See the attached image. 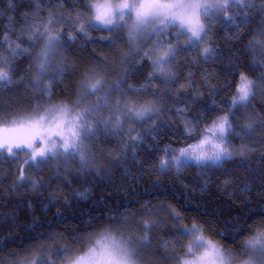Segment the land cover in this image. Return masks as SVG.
<instances>
[{"label":"snow or ice","instance_id":"snow-or-ice-1","mask_svg":"<svg viewBox=\"0 0 264 264\" xmlns=\"http://www.w3.org/2000/svg\"><path fill=\"white\" fill-rule=\"evenodd\" d=\"M29 3L28 9L17 14L15 9L21 6L8 0L12 12L6 20L0 10V163H18V175L10 191L24 186L26 192L42 196V185L47 190L46 182L26 174V169L40 170L49 161L63 164L66 169L69 161H78L77 172L85 179L107 174L126 157L129 143L135 157L144 138L136 131V124H149L155 142L160 134L157 120L163 123L169 111L172 113L169 124H182V138L191 142L178 147L170 143L162 148L157 146L162 155L149 169L155 173L153 187L157 190L162 186L161 177L173 170L179 174L191 164L202 168L210 164L222 166L234 157L253 153L264 160V145L260 143L264 136H256V143L244 141L239 146L230 140L240 135L251 140L258 129L264 134V60L255 59L264 57V0H29ZM43 12H47L46 17L40 16ZM221 20L235 27L237 38L244 34L242 28L259 22L255 29L249 30L253 38L245 46V53L251 52L252 64L260 67L261 72L254 77L240 72L227 103L214 99L209 110L191 117L187 114L189 102L202 98L204 91L214 95L216 89L207 86V75L203 77L204 91L192 81L193 73L180 76L174 70L177 57L182 50L193 51L207 43L212 26ZM17 23L18 28L14 27ZM90 30L106 31L109 35L93 38ZM121 33L125 35L121 37ZM78 39L83 43L106 40L117 50L127 44V50L116 52L118 62L102 58L94 66L83 68L60 55L55 72H50L57 50L66 51L68 44ZM38 43L40 47L34 53ZM214 54L211 45L200 51L203 59ZM24 57L29 63L23 75L15 78L16 62ZM145 61L151 71L144 83L140 86L129 83L133 70L130 65L142 66ZM14 84L22 87L10 91ZM188 90L189 95L183 97ZM162 92L177 100L184 99L183 106L167 109ZM4 93H8L7 97ZM111 137L122 139L108 150L109 145L101 144V140ZM140 168H144L143 163ZM69 172L70 169L65 172V178ZM259 178L264 181V169H260ZM233 183L227 177L223 181L224 186ZM261 191L264 192V187ZM86 192L87 189L79 197L83 199ZM61 200L67 210L70 207L67 198L59 195H49L44 208ZM26 207L34 210L31 200ZM140 208L138 214L113 210L92 217L89 213V220L80 232L57 236L41 231L34 240L47 243L30 242L28 250L24 245L9 250L14 241L6 237L0 240V264H264V209L242 213L232 225L234 231L229 232L226 226L216 233L210 231L212 225L198 217L189 220L172 204L152 205L144 201ZM56 215L58 223L66 222L60 208ZM36 223L33 217V224ZM28 227L31 229L32 225ZM165 227L166 235L156 240L157 230ZM245 233L250 234L249 238L236 248L209 238L230 237L235 245ZM58 240L59 247L51 246ZM185 240L188 242L184 243Z\"/></svg>","mask_w":264,"mask_h":264},{"label":"trees","instance_id":"trees-1","mask_svg":"<svg viewBox=\"0 0 264 264\" xmlns=\"http://www.w3.org/2000/svg\"><path fill=\"white\" fill-rule=\"evenodd\" d=\"M16 4L20 5L15 9L19 14L30 7L29 0H15ZM82 6V4H81ZM47 7V5H45ZM0 10L4 13V19L11 14L12 9L8 8V0H0ZM65 9H58L64 11ZM47 12L40 14L41 17H46ZM255 19V18H254ZM258 21L249 23L242 28L243 35L236 37V29L233 25L226 22L217 21L211 29L207 43L201 45V48L193 51L182 50L177 57V67L174 69L180 76H187L189 72L193 73L192 81L201 86L204 91L203 77L207 75L209 80L208 87H215L214 95H210L208 91H204L202 98L197 99L194 103L189 102L190 111L187 113L191 117H195L202 110H209L215 99L217 103H227L232 92L235 90V82L238 81L239 73L246 72L253 77L259 75L260 67L252 64L254 57L251 52L245 53V46L248 41L253 38L250 29H255L258 26ZM19 27V23L14 25ZM2 31V28H0ZM67 31V29H66ZM90 35L93 38L109 35L106 31H92ZM121 37L125 33L120 34ZM42 43V42H41ZM183 44V41H181ZM211 45L215 54L209 59L200 57V51L203 47ZM40 47L37 44L35 51ZM127 44L121 45L120 48L112 49L106 40L94 39L87 43H83L78 39L75 43H69L67 50L58 49L55 57L52 60L50 72H55L56 64L60 55H65L68 61L77 62L81 68L85 65L94 66L100 59L107 58L108 60L118 62L119 57L117 51H126ZM255 51H259L256 49ZM257 61L264 60V57L256 56ZM29 60L27 57L21 58L16 62L15 78L23 75L24 69L27 67ZM133 68L129 83L140 86L146 80L147 74L151 71L149 63L143 62L141 65H130ZM31 75V74H29ZM116 77H113L115 79ZM181 83L183 80L180 81ZM66 84H71L72 81H65ZM160 86L158 82V87ZM227 86V87H226ZM22 87V85L14 84L10 91ZM179 87V84H177ZM189 91H185L182 96L187 97ZM7 97L8 93H4ZM57 95H60L57 89ZM162 102L167 109H174L176 106H183L184 99H179L175 96H167L165 92L161 93ZM226 110V109H225ZM215 115V111H212ZM172 113L167 112L163 118V123L157 120V125L160 127V134L155 142H153L150 134L151 126L140 122L136 124V131L143 134V142L136 148L135 157L132 153V145L129 143L126 157L122 158L119 164L103 176H95L85 179L77 172L79 162H68L70 169L67 178L65 172L68 169L63 164L57 165L56 161H49L48 166L41 165L40 170L27 168L26 174H30L35 179H41L47 184V190L42 185V196H37L33 193L26 192L24 186H21L16 191H10L18 173L16 168L17 162L4 161L0 163V240L9 238L14 243L9 245V250L17 245H24V249L28 250L29 243H47V241H35L34 237L41 231L48 234L59 236L61 233H67L69 236L72 232H80L89 220V213L92 217L103 213L107 215L110 211L118 212H133L139 213L142 211L140 205L144 201H150L152 205L157 204H172L179 208L184 214L189 217H198L202 222H207L213 228L210 231L219 233L227 230L234 231L232 225L240 219L241 214H248V211L258 212L264 209V192L261 187H264V181L260 180V169H264V160L253 153L248 157H234L219 165H208L199 167L191 164L183 168L179 174L173 170L171 173L161 177V187L159 190L153 187L155 173L149 171L151 166L157 163L162 152L157 150V146L164 147L171 144L172 147L181 146L184 143H189L191 140L185 141L182 138L183 125L169 124V118ZM127 129V125H125ZM256 136H264L258 129L253 134V139L249 140L247 135L230 137L231 143L239 146L242 142L256 143ZM121 137H111L108 140H101V144L109 145L111 150ZM195 139V137H193ZM264 145V139L260 140ZM99 147V145L97 146ZM23 154H21V161ZM141 163L144 168L141 169ZM60 168V175L57 176V168ZM231 178L234 183L224 186L225 178ZM247 188V190H244ZM60 191L57 192L56 190ZM87 192L83 199L78 194ZM49 195H59L62 198H67L70 207L65 210L63 200L55 205H50L47 209L44 204L47 202ZM31 200L34 205V210L27 209L26 205ZM260 207H257V204ZM57 208L63 211V217L66 222L58 223L56 215ZM13 209L15 211L13 212ZM83 216V219L80 217ZM33 217L36 219V224H33ZM168 225L171 221L167 222ZM37 224L39 226H37ZM29 225L32 228L29 229ZM168 229L157 230L155 239L158 240L161 236H165ZM249 233L240 236L235 245L231 244V238L221 239L219 235H211L209 238L218 241L224 246L236 248L244 240L248 239ZM188 241L185 240L184 243ZM58 240L53 247H59ZM85 245L82 243L81 247ZM35 252L38 249H32ZM45 261L47 254H44Z\"/></svg>","mask_w":264,"mask_h":264},{"label":"rangeland","instance_id":"rangeland-1","mask_svg":"<svg viewBox=\"0 0 264 264\" xmlns=\"http://www.w3.org/2000/svg\"><path fill=\"white\" fill-rule=\"evenodd\" d=\"M24 158V157H23Z\"/></svg>","mask_w":264,"mask_h":264}]
</instances>
